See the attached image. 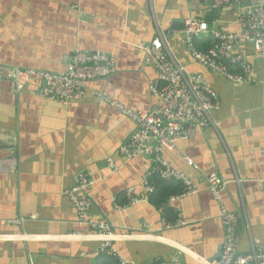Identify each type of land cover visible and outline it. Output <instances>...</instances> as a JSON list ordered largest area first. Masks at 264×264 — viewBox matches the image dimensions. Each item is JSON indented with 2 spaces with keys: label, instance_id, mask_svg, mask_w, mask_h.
Wrapping results in <instances>:
<instances>
[{
  "label": "crops",
  "instance_id": "obj_1",
  "mask_svg": "<svg viewBox=\"0 0 264 264\" xmlns=\"http://www.w3.org/2000/svg\"><path fill=\"white\" fill-rule=\"evenodd\" d=\"M263 1L243 0L242 5ZM212 3L0 0V64L64 72L74 49L106 52L116 64L115 74L89 83L85 97L68 105L39 97L38 78L21 90L0 80V264H106L96 238H68L75 231L87 232L75 225V211L63 194L81 173L94 181L87 190L92 213L111 225L118 235L115 247L128 264H169L171 259L198 264V258H219L224 229L219 207L205 190L210 172L226 183L222 199L237 216L238 254H251L256 247L264 253V60L253 57L250 46L236 45L234 51L248 56L251 66L247 81L238 84L190 57L178 32L187 19L205 20L210 29L226 33L240 31L231 9L213 10ZM157 35L186 75L205 80L218 103L211 113L214 126L198 129L174 152L162 154L201 190L167 204L171 220L165 218L166 206L162 215L161 206L150 203L117 209L125 204L127 189L141 192L150 162L117 154L135 124L92 95L103 91L133 111L151 112L159 103L149 91L156 71L144 65L143 48ZM109 158L116 172L106 166ZM178 213L184 226L161 227V218L174 222Z\"/></svg>",
  "mask_w": 264,
  "mask_h": 264
},
{
  "label": "built area",
  "instance_id": "obj_2",
  "mask_svg": "<svg viewBox=\"0 0 264 264\" xmlns=\"http://www.w3.org/2000/svg\"><path fill=\"white\" fill-rule=\"evenodd\" d=\"M242 2L243 0H213L212 3L213 10L221 7L231 9L232 22L239 27V33L210 29L205 20L196 18L187 19L178 31L183 35L186 49L196 63L238 84L247 81L251 66L248 56L234 51L236 45L244 43L250 46L253 57L264 60V4L244 6ZM209 34L217 42L216 46L207 52L199 51L194 45V39ZM143 50L144 65L156 71V80L150 85L149 91L159 103L151 112L133 111L103 91L92 93L95 98L113 107L135 124L129 140L119 147L117 154L126 160L146 157L150 162L148 171L141 178V192L137 194L134 188L127 189L126 202L117 209L149 203V196L154 191L151 182L153 175L164 181L181 183V193L171 196L166 205L198 194L200 188L185 173L174 170L162 154L165 151L174 152L180 141L191 139L198 129L205 130L214 126L211 113L218 109L213 89L201 76L186 75L183 68L163 49L160 35ZM229 66L235 67L237 72H231ZM115 72L116 64L111 55L103 51L91 52L81 49L73 50L64 72L22 70L0 64V80H10L17 90H21L33 78H38L41 86L36 94L62 105L82 100L89 83L109 78ZM184 161L191 165L189 159L184 158ZM106 166L111 172L118 170L110 158L106 160ZM93 183L87 174L81 173L76 184L63 192L75 211V225L87 228V232L75 231L68 238L82 241L96 238L101 255L115 259L118 264H128L115 247L118 235L114 233L111 225L92 213V201L87 190ZM204 183L205 190L212 195L219 207V217L224 230L219 258L213 261L198 258V264H264V253L258 247L248 255H240L237 252V216L226 210L222 199L226 183L219 179L216 172H210ZM163 207L165 206L162 205L158 210L161 215ZM160 225L163 229H173L184 226L185 221L181 213H178L176 221L167 222L161 218ZM255 244H259V241H255ZM169 264L179 262L171 259Z\"/></svg>",
  "mask_w": 264,
  "mask_h": 264
},
{
  "label": "trees",
  "instance_id": "obj_3",
  "mask_svg": "<svg viewBox=\"0 0 264 264\" xmlns=\"http://www.w3.org/2000/svg\"><path fill=\"white\" fill-rule=\"evenodd\" d=\"M212 16H208L206 20H211ZM217 42L213 39V37L209 35H203L201 37L194 39L195 47L202 52H207L210 49L216 46ZM229 70L233 73H236L237 70L233 66H229ZM151 182L154 187L153 193L149 196V203L153 205L155 208H159L160 206H166V202L169 200L171 196L178 195L182 191V186L180 183L176 181L167 182L159 178L157 175H153L151 177ZM165 218L167 220H171L168 218L171 213L170 207H165ZM104 261L106 264H118L117 261L111 257L104 256ZM116 261V262H114ZM153 264H161L160 262H154Z\"/></svg>",
  "mask_w": 264,
  "mask_h": 264
},
{
  "label": "water",
  "instance_id": "obj_4",
  "mask_svg": "<svg viewBox=\"0 0 264 264\" xmlns=\"http://www.w3.org/2000/svg\"><path fill=\"white\" fill-rule=\"evenodd\" d=\"M261 4H264V1L261 3ZM221 255V249H220V251H219V256ZM215 260V259H214Z\"/></svg>",
  "mask_w": 264,
  "mask_h": 264
}]
</instances>
